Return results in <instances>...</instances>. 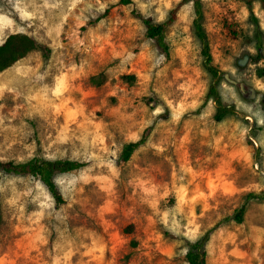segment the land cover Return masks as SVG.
<instances>
[{
    "label": "rangeland",
    "instance_id": "1",
    "mask_svg": "<svg viewBox=\"0 0 264 264\" xmlns=\"http://www.w3.org/2000/svg\"><path fill=\"white\" fill-rule=\"evenodd\" d=\"M179 1L0 0V44L25 33L53 48L0 73V161L86 163L55 176L60 205L38 178L0 172V264H189L218 223L207 264H264V10L258 34L243 0H202L235 111L217 121L193 4L166 29L168 55L146 34L143 17L164 22ZM244 203L242 222L225 220Z\"/></svg>",
    "mask_w": 264,
    "mask_h": 264
},
{
    "label": "trees",
    "instance_id": "2",
    "mask_svg": "<svg viewBox=\"0 0 264 264\" xmlns=\"http://www.w3.org/2000/svg\"><path fill=\"white\" fill-rule=\"evenodd\" d=\"M248 7L251 18L254 21L258 34L260 33L259 22L253 12V5L255 2L260 3L264 10V0H243ZM187 3L193 4L194 18L193 30L201 45V54L203 56V64L206 70L215 78V82L210 85L207 97L212 98L217 106L214 115L215 120L221 121L227 115L235 113L232 107L223 105L221 96L218 91L217 81L223 77V72L213 63V57L210 49L209 39L207 32L204 28L203 18V4L202 0H180L177 5L170 11V16L164 22H154L149 18L143 17V23L146 27V34L148 37L153 38L158 46L168 55L170 53L169 45L166 41V29L173 24L179 15L180 10ZM38 50L41 52L43 59H48L51 55L53 48L39 41L34 36L25 33H12L0 44V73L9 69L16 62L23 59L29 52ZM92 80L100 83L99 75L92 76ZM155 125H149L144 128L139 139L130 141L124 144L120 152V160L127 162L131 159L133 154L149 139ZM85 162L78 159H50L42 156H33L27 160H5L0 161V172L14 174L19 176H33L38 178L41 183L46 187L50 194L55 199L57 205L63 204L65 199L57 183L55 176L61 173H68L83 168ZM261 194L251 192L247 195L246 201L251 198L261 197ZM246 210V203L241 205L233 215H230L225 220H234L237 222L243 221V215ZM3 216L0 202V227L2 224ZM220 223L209 229L202 237L193 241L189 245L186 257L189 264H207L206 261V243L212 231L217 228Z\"/></svg>",
    "mask_w": 264,
    "mask_h": 264
},
{
    "label": "water",
    "instance_id": "3",
    "mask_svg": "<svg viewBox=\"0 0 264 264\" xmlns=\"http://www.w3.org/2000/svg\"><path fill=\"white\" fill-rule=\"evenodd\" d=\"M246 57L245 58H242L240 59V62L243 63L245 61Z\"/></svg>",
    "mask_w": 264,
    "mask_h": 264
},
{
    "label": "bare ground",
    "instance_id": "4",
    "mask_svg": "<svg viewBox=\"0 0 264 264\" xmlns=\"http://www.w3.org/2000/svg\"><path fill=\"white\" fill-rule=\"evenodd\" d=\"M185 11V10H184ZM183 13V12H182Z\"/></svg>",
    "mask_w": 264,
    "mask_h": 264
}]
</instances>
